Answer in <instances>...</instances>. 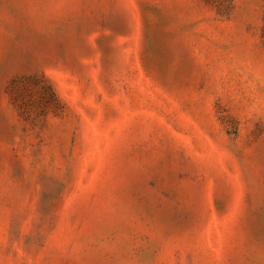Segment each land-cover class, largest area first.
<instances>
[{"label": "rangeland", "instance_id": "374dc122", "mask_svg": "<svg viewBox=\"0 0 264 264\" xmlns=\"http://www.w3.org/2000/svg\"><path fill=\"white\" fill-rule=\"evenodd\" d=\"M0 264H264V0H0Z\"/></svg>", "mask_w": 264, "mask_h": 264}]
</instances>
